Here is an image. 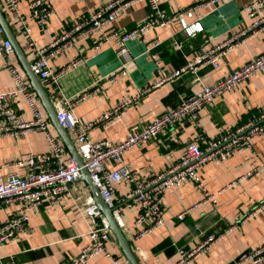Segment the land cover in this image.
Wrapping results in <instances>:
<instances>
[{"label":"crops","instance_id":"crops-1","mask_svg":"<svg viewBox=\"0 0 264 264\" xmlns=\"http://www.w3.org/2000/svg\"><path fill=\"white\" fill-rule=\"evenodd\" d=\"M109 1L50 0L53 14L46 24L32 22L33 36L39 44L47 45L58 34L88 18L92 11ZM198 1L201 0H161V7L172 13ZM250 1L227 0L217 5H201L192 16L185 18L188 24L201 25L202 28L194 35L188 34L180 21H175L167 26L150 29L142 40H128L124 53L117 52V40L100 50L92 48L93 39L84 41L52 61L56 71L66 68L60 74L55 88L66 97H75L92 90L95 83L100 81L102 87L98 92L89 91V95L74 106L81 120L95 119L115 106L125 94L153 84L162 74L167 76L180 70L206 47L222 42L241 28L250 26L252 19L244 9ZM21 9L25 13L29 12L28 0H23ZM149 15V5L140 1L128 8L116 21L115 27L130 29ZM13 30L27 57L31 59V51L19 38L16 29ZM155 38H159V44L149 51L148 46L153 45ZM206 38L210 40L209 43H205ZM175 40L181 42V48L174 45ZM153 51L162 58L163 72L157 70L156 61L151 56ZM263 52L264 30L257 35L244 37L240 44L230 48L220 57L219 66L204 65L198 71V80H194L189 70L180 71L124 108L119 119H114L111 124L95 125L89 135L95 140L120 141L131 128H141L157 115L174 107L181 96L191 95L203 85L214 83ZM81 53L85 55L84 62L70 67L71 60ZM3 60L0 54V65ZM9 61L23 70L16 52ZM122 68L127 70L126 76L115 82L107 80L110 74ZM12 88V74L7 68L1 67L0 92ZM47 89L53 98L54 86ZM14 108L23 120L32 117V111L23 98L16 99ZM263 108L264 71H261L208 104L200 112V125L190 119L182 120L145 144L133 146L124 153L123 162L144 171H162L181 159L190 140L198 141L204 147L207 140L221 135L227 129L245 124L258 116ZM53 130L57 132L54 126ZM201 136L205 138L203 141ZM50 149L48 136L41 130H31L19 136L4 135L0 137V164L26 152H48ZM252 156L254 159L251 160ZM249 170H252L250 174L247 173ZM198 172L216 201H203V193L195 183L168 190L163 201L164 225L143 238L131 239L138 208L132 206L122 209V217L125 220L127 218L125 223L130 228L128 238L141 264H171L177 258L178 247L191 249L211 234H222L223 237L201 254L196 264H233L244 253L260 247L264 242V207L256 214H251L256 206L264 203V133L254 136L252 150L237 152L224 160L206 162L198 168ZM21 173L25 171L21 170ZM78 185L86 186L87 191L91 192L84 180ZM132 188L131 183H118L114 193L115 202L119 205L123 202L119 199L125 201ZM195 204L198 205L184 219H179L178 214L185 207ZM15 207V204H9L0 209V221L6 219ZM29 224L31 231L28 234H18L11 242L0 247V264H58L62 259L77 254L89 241L87 232L91 222L80 213L72 199L60 205H45L34 210ZM112 249L126 258L119 244L118 249ZM92 264L112 262L104 256H98Z\"/></svg>","mask_w":264,"mask_h":264},{"label":"built area","instance_id":"built-area-1","mask_svg":"<svg viewBox=\"0 0 264 264\" xmlns=\"http://www.w3.org/2000/svg\"><path fill=\"white\" fill-rule=\"evenodd\" d=\"M140 1L147 2L150 15L130 29L116 28V21L126 13L128 8ZM225 1L227 0H201L168 13L161 7V0H110L92 11L88 18L76 22L72 27L58 34L49 44L41 45L33 36L32 22L43 25L49 21L53 14L50 0H28V13L21 9L23 0H0V6L10 25L16 29L19 38L31 51L29 60L32 70L42 80L47 91V87L54 86V97L51 99L55 105L57 117L73 138L84 161V167L89 171L104 198L110 206L114 207L115 218L127 237L130 235V228L122 217V209L132 206L138 208L133 221L131 239L143 238L164 225L163 201L165 193L170 189L195 183L203 193V201L215 202L198 168L206 162L224 160L237 152L252 150L254 136L264 133V108L260 110L258 116L251 118L245 124L235 129H227L221 135L207 140L204 147L198 141L190 140L186 144L181 159L162 171H144L133 168L123 162L124 153L135 145L145 144L159 134L165 133L182 120L190 119L200 125V112L215 98L235 88L254 73L264 71V52L220 77L214 83L203 85L200 90L191 95L181 96L174 107L157 115L141 128H131L128 135L120 141L92 139L89 135L90 130L99 123L106 125L111 124L114 119H119L124 108L134 104L143 94L180 71L189 70L194 75V80H198V71L204 65L219 66L220 57L230 48L240 44L244 37L257 35L264 30V0H252L245 4L244 9L252 19L250 26L241 28L222 42L206 47L180 70L167 76L162 74L153 84L134 93L125 94L115 106L95 119L81 120L74 106L86 98L89 91L90 93L98 92L102 87L101 82L95 83L92 90L75 97H66L55 88L60 74L66 68L56 71L52 67V61L90 39H93L92 48L94 50H100L117 40V52L124 53L127 50L128 40H142L150 29L167 26L175 21H180L184 30L194 35L202 28L201 25L198 26L199 23L188 24L185 18L192 16L194 10L201 5H217ZM14 33L16 35L15 31ZM209 42L210 40L206 38L205 43ZM173 43L176 47H182L181 42L177 40ZM152 44L148 46L149 51L159 44V38H155ZM0 54L4 59L0 68H7L14 81V88L0 92V137L19 136L31 130H41L47 134L51 145L48 152H26L0 164V209L9 204L16 205L8 217L0 221V247L11 242L18 234H28L31 231L29 221L31 212L34 210L45 205H60L72 199L80 213L89 218L91 222V227L87 232L89 241L81 247L77 254L68 259H62L58 264H92L93 259L98 256L110 259L112 264H128L126 258L116 254L109 245V242L116 238L92 193L87 191L86 186L78 185L81 181L82 167L69 153L58 133L53 130V124L32 89L25 71L9 61V58L15 54V49L1 25ZM151 56L156 61L157 70L163 72L162 58L158 52H151ZM84 58L85 55L79 54L71 60L69 66H78L84 62ZM126 75L127 70L122 68L110 74L107 80L115 82ZM19 97L23 98L32 111V117L28 120H23L14 108V102ZM200 138L202 141L205 139L204 136ZM252 159H254L253 156ZM5 169L9 170L4 172ZM21 170L25 173H21ZM251 172L252 170L247 171L248 174ZM121 182L131 183L133 188L127 193L125 201L119 199L123 202L118 205L115 202L114 193L116 185ZM197 205L185 207L178 214L179 219H184L185 215ZM263 207L264 203L256 206L251 214H256ZM222 237V234H211L191 249L178 247L177 258L171 264H196L197 258ZM243 262L264 264V242L260 247L244 253L233 264Z\"/></svg>","mask_w":264,"mask_h":264},{"label":"water","instance_id":"water-1","mask_svg":"<svg viewBox=\"0 0 264 264\" xmlns=\"http://www.w3.org/2000/svg\"><path fill=\"white\" fill-rule=\"evenodd\" d=\"M0 25L5 29L7 37L11 40L15 52L19 58V61L25 71L32 89L37 94L39 100L41 101L42 105L44 106L53 126L55 127L58 135L60 136L61 140L65 144L66 148L68 149L69 153L75 158L76 162L82 167V176L81 180H84L89 189L95 198L100 210L104 213L107 221L109 222L110 228L123 252L126 257L128 264H141L139 261L138 256L136 255L131 241L126 236L122 228L119 226L115 215H114V207L110 206L109 202L104 198L100 189L92 179L89 171L87 168L84 167V161L81 155L78 152L77 146L71 137L69 131L61 124L57 117V111L55 105L46 90L42 80L38 77V75L32 70L31 61L27 57L24 49L22 48L19 40L17 39L12 26L10 25L6 14L2 10L0 6Z\"/></svg>","mask_w":264,"mask_h":264},{"label":"rangeland","instance_id":"rangeland-1","mask_svg":"<svg viewBox=\"0 0 264 264\" xmlns=\"http://www.w3.org/2000/svg\"><path fill=\"white\" fill-rule=\"evenodd\" d=\"M88 190V189H87ZM123 214V213H122ZM125 214V213H124ZM125 218H126V214H125ZM125 220V219H124ZM126 220H127V218H126ZM126 220H125V222H126ZM127 224V223H126ZM117 241L114 239V240H112V241H110L109 242V245L110 246H112V247H116V249H118V244L116 243Z\"/></svg>","mask_w":264,"mask_h":264}]
</instances>
